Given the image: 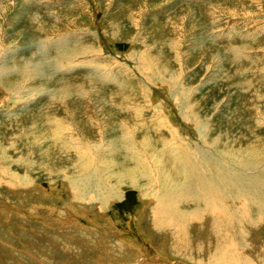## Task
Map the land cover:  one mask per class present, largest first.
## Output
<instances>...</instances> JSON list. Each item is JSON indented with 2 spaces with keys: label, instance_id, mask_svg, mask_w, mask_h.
I'll list each match as a JSON object with an SVG mask.
<instances>
[{
  "label": "rangeland",
  "instance_id": "374dc122",
  "mask_svg": "<svg viewBox=\"0 0 264 264\" xmlns=\"http://www.w3.org/2000/svg\"><path fill=\"white\" fill-rule=\"evenodd\" d=\"M180 144L263 174L264 0H0V264H264L263 197L155 217Z\"/></svg>",
  "mask_w": 264,
  "mask_h": 264
},
{
  "label": "bare ground",
  "instance_id": "6f19581e",
  "mask_svg": "<svg viewBox=\"0 0 264 264\" xmlns=\"http://www.w3.org/2000/svg\"><path fill=\"white\" fill-rule=\"evenodd\" d=\"M14 89L10 88L7 91L12 92V91H14ZM14 96L17 98L18 97V93H16ZM18 101H21V99L18 100ZM127 127H124V129L126 130ZM127 136L128 135H126V137H124L122 145L127 150L129 149L127 152L130 154V152H133V149H134L135 145L132 144V139L131 140L128 139ZM197 148L200 149L199 146ZM176 150H178L179 155H177V159H176L175 162L177 163V165L181 166V168H180L179 171H177L175 176H178V177L181 176V181L182 182L179 180L180 181L179 183H178V181H177V183L176 182L173 183V180H171L169 175H165V174H161L160 173L161 172L160 170L162 169L161 162L160 161H157V162L156 161H154V162L152 161L155 164L154 165L155 166L154 167L155 170H157L156 173H155V176H154L156 178L155 179V181H156L155 182V186L158 187L159 189H157V191H155V190L151 191L150 187H149V189H147V194L150 193L152 196H154L153 198L155 199V201L157 203L156 204L157 207H156V209H154L155 217H157L158 214L160 212H162V211H167L169 213L177 212V210H179V204L183 200H186V199L189 198V199H192L195 203H197L196 205H198L199 206L198 208H200L197 211H194L195 209H193V211L195 212L196 215L199 214V217H200L204 210L210 212L209 217L211 219L215 220L216 226H217L216 230H217L218 227H219V224H222V218H223L224 212L228 208L227 205H224V203H223V202H225V200H231L232 197H237L239 195L241 197H244L245 200H246V203L249 204V205L250 204L254 205L255 202L259 203L258 199L261 198V197H263V200H264V156L262 154L259 155L257 153H254L251 158L248 157L249 159H247L246 161H243L241 163H239L237 160L232 162V164H234V166H237V167L243 166L241 168L244 169V171L247 172L248 174H250L249 171L263 172V174H261V175H255V173L252 172L254 175L253 176H248L246 173L243 174L242 172H238L235 169V167L232 168L230 165H228L225 162H221V161L217 162L216 158L208 150H206V152L201 150V149L200 150H194V148H193V150H187V148L182 146L181 144L177 145ZM137 156L134 154V156L132 158V161H133V163L135 162L136 167H134L132 170H130L128 172L131 175H133V178H132V176L130 178V181H131L132 184L133 183H135V184L137 183L136 180L139 177H137L136 175L137 174L140 175V170H144L145 173H146V164H145L144 160H141V158H139V157L137 159ZM89 161H85V162L90 163ZM85 162H84V164H85ZM256 163H258V164L256 165ZM82 164H83V162H82ZM84 164L82 166H85ZM87 165L88 164H86V166ZM261 165H262V167L260 168ZM151 166H152V164H151ZM96 167L91 171V176L93 174H96V175L98 174V177H97L96 180H98V182H99V185H98L99 188H101L103 190V188L101 186L105 182L108 183V181L104 178V175L100 171H98L99 168H96ZM209 167H215L216 168L214 175L210 174L211 172L209 173V170H210ZM211 171H212V169H211ZM141 173L143 175H145L144 172H141ZM225 177L229 178V180H231V181L228 182V183H225V184L224 183L221 184V183H219V181L217 183L216 180H218L219 178L223 179ZM146 179H148V178H146ZM149 179H150V177H149ZM69 180H71V179H69ZM138 181H139V179H138ZM70 182L75 186L76 183H77V180L72 179ZM147 185H148V183H147ZM110 193L111 192L108 191V196L107 197H103V198L101 197V195L100 196L97 195L100 198H97V197L94 198L96 200L94 202H97V203H95L96 206L97 207L99 206L101 209L107 207L111 203V201L114 200V198H115V193L113 191H112L111 194ZM261 199H259V200H261ZM164 205L166 206V210L163 209ZM249 205H247V206L251 207ZM109 207H110V205H109ZM258 207L259 206H257V208ZM259 208L260 209L258 211V215H260L261 212H264V203ZM242 213H244V212H242ZM242 213H240L236 217H241L243 219ZM182 214L183 215L187 214V217L190 219V217L188 216L189 213L185 214L183 212ZM218 214H220L219 217L217 216ZM237 214H238V212H237ZM214 215L216 216V218H213ZM182 216H181V218H182ZM168 217H169L168 214H166L163 217L164 221L167 222L170 226L175 224L174 220L171 219V218H168ZM199 217L195 216L193 218L199 219ZM211 219H210V221H212ZM233 222H235V219H233L232 224H233ZM234 224H236V223H234ZM234 224H233V226H234ZM177 225L178 224H176V226ZM241 225H242V223H241ZM227 228L230 229L231 227H227V226L223 225V227L219 228V229H220V232L222 233L223 232L222 230L227 229ZM155 229H156V227H155ZM211 229H212V227H211ZM229 229H227V230H229ZM217 231H219V230H217ZM217 231H215V232L217 233ZM211 235H212V233H211ZM226 236H227L226 232H223L221 234V237H223V238H225ZM218 247H219V245H218ZM218 247H216V248H218ZM223 248H225V246Z\"/></svg>",
  "mask_w": 264,
  "mask_h": 264
}]
</instances>
